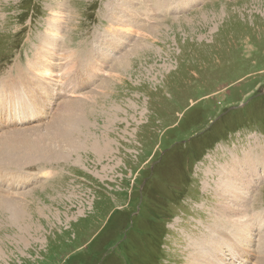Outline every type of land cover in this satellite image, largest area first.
<instances>
[{
	"label": "rangeland",
	"instance_id": "1",
	"mask_svg": "<svg viewBox=\"0 0 264 264\" xmlns=\"http://www.w3.org/2000/svg\"><path fill=\"white\" fill-rule=\"evenodd\" d=\"M156 1L0 0V264H184L245 154L264 264V0Z\"/></svg>",
	"mask_w": 264,
	"mask_h": 264
},
{
	"label": "bare ground",
	"instance_id": "2",
	"mask_svg": "<svg viewBox=\"0 0 264 264\" xmlns=\"http://www.w3.org/2000/svg\"><path fill=\"white\" fill-rule=\"evenodd\" d=\"M127 0H117L116 4L117 6L121 7ZM150 1V0H149ZM119 2L121 3L119 5ZM130 2V1H129ZM183 2V1H182ZM153 3V2H152ZM160 3H164L161 0H158L155 2V4L157 5V8L161 11L162 10V5ZM178 3V2H177ZM134 4V3H133ZM147 5V4H145ZM154 5V4H153ZM113 6V5H112ZM176 6V5H175ZM178 7V6H177ZM156 7L154 6V9ZM156 8V9H157ZM169 8V7H168ZM153 9V10H154ZM133 10V9H132ZM136 12V11H135ZM116 13V12H115ZM111 14V13H110ZM121 15V14H120ZM155 15V14H154ZM56 16V15H55ZM145 16V15H144ZM138 18V17H137ZM112 19V18H111ZM113 19L115 20H120V18L117 15H113ZM135 19H133L134 21ZM145 20H147L145 18ZM149 20V19H148ZM152 20V19H151ZM160 20V19H159ZM126 21V20H125ZM124 21V22H125ZM132 21V22H133ZM135 22V21H134ZM141 22V21H140ZM149 22V21H148ZM114 23V22H113ZM137 23V22H136ZM142 23V22H141ZM155 23V22H154ZM158 23V22H157ZM120 24V23H119ZM126 25V24H125ZM138 25V24H137ZM150 25V24H149ZM147 25V26H149ZM156 25V24H155ZM129 26V25H128ZM54 27V26H53ZM56 28V27H55ZM107 28V27H106ZM151 28V27H149ZM57 30V29H56ZM151 30V29H150ZM57 32V31H56ZM130 32V31H129ZM99 33V32H98ZM149 33V32H148ZM125 34V33H124ZM147 34V33H146ZM52 35V34H51ZM101 34H99L100 36ZM103 35V34H102ZM110 35V34H108ZM126 35V34H125ZM133 35V34H131ZM127 36V35H126ZM142 36V35H141ZM54 37V36H53ZM60 37V36H59ZM98 37V35L96 36ZM127 38V37H126ZM146 38V36H145ZM59 40V39H58ZM116 40V39H115ZM144 42H147L144 41ZM141 43V42H140ZM148 43V42H147ZM56 46L57 43L56 42H50L49 45L50 46ZM139 45V43H137ZM136 45V44H135ZM134 47V45H133ZM41 48V47H40ZM50 49V48H49ZM43 52H46V48L44 47ZM38 51V50H37ZM129 51V50H128ZM40 52V51H39ZM52 52V51H51ZM57 53V52H56ZM70 54V53H69ZM49 55V54H48ZM59 55V54H58ZM72 55V54H71ZM62 56V55H61ZM63 57V56H62ZM31 58V57H30ZM65 58V57H64ZM36 59V57H35ZM51 59V58H50ZM96 59V58H95ZM105 59V58H104ZM32 60V59H31ZM30 60V61H31ZM34 60V59H33ZM39 60V59H38ZM94 60V59H93ZM44 61V60H43ZM72 61V60H71ZM87 61V60H86ZM41 62V61H40ZM40 65H43L42 63H40ZM92 62V61H91ZM32 63V62H31ZM93 63V62H92ZM37 64V63H35ZM45 64V63H44ZM51 64V63H50ZM57 64V63H56ZM62 65V64H59ZM63 66V65H62ZM83 66V65H82ZM47 67V66H46ZM53 67V65H52ZM59 67V66H58ZM17 68V67H16ZM19 68V67H18ZM33 68V66H32ZM35 68V67H34ZM105 68V67H104ZM41 69V68H40ZM45 69V68H44ZM67 69V68H66ZM96 69V68H95ZM15 70V69H14ZM69 70V69H68ZM88 70V69H87ZM93 70V69H92ZM17 71V69H16ZM26 71V70H25ZM24 71V72H25ZM48 71V70H47ZM53 71V70H52ZM73 71V70H72ZM81 71V70H80ZM9 72V71H8ZM46 72V71H45ZM65 72V71H63ZM70 71H66L65 75H67V73ZM11 73V72H10ZM8 73V74H10ZM79 73V72H78ZM12 74V73H11ZM31 74V73H30ZM14 75V74H13ZM26 75V74H25ZM75 74H71V76ZM12 76V75H11ZM15 76V75H14ZM13 76V77H14ZM17 76L16 79H20L25 77L24 73H20L17 72ZM70 76V77H71ZM9 77V76H8ZM30 77V76H29ZM28 77V78H29ZM45 77V75H44ZM34 78V77H33ZM39 78V77H38ZM74 78V77H73ZM72 78V79H73ZM76 78V77H75ZM79 78V77H78ZM15 79V80H16ZM49 80V79H48ZM75 81V80H74ZM4 82L3 80H0V84ZM18 83V81H16ZM15 82V83H16ZM14 83V80H13ZM9 84V83H8ZM5 86V84H2ZM15 85V84H13ZM21 85V84H20ZM99 85V84H97ZM101 86V85H100ZM6 87V86H5ZM97 88V87H96ZM18 89V88H17ZM58 91V90H57ZM98 95V94H97ZM100 95V92H99ZM10 98V97H9ZM23 97L18 96H14L12 100V104L18 105L20 107V112H19V116L16 117L14 116L13 118L16 119V122L14 120H12L13 124H18L23 122L25 119L28 118V120H26L27 122L29 120H31L33 118V114L28 113V112H24L28 111L25 109V104L23 102V104H21V102L23 101L22 99ZM21 100V101H20ZM10 102V100H9ZM68 102V101H67ZM39 103V106L37 105ZM62 103V102H61ZM45 102H40V100L35 101L34 103H32V105L29 106L30 109H34V112H37L39 116H37L36 118H44V113L45 110L43 107H45ZM68 104V103H67ZM57 106V105H56ZM70 106V105H69ZM69 106H65L64 109L66 110L67 107ZM74 106V105H73ZM63 108V106H62ZM70 108V107H69ZM2 109V108H1ZM4 111L3 109L1 110ZM56 111V109H55ZM62 111V110H61ZM57 112V111H56ZM65 113V112H64ZM80 113V112H79ZM24 114H28L27 116H25ZM51 114V113H50ZM58 114V113H57ZM84 114V113H83ZM12 115V114H11ZM14 115H17L14 113ZM61 116V115H60ZM64 116V115H62ZM67 119L70 118L71 116H66ZM84 116H82L83 118ZM63 118V117H62ZM65 118V117H64ZM76 118V117H75ZM80 119V116H79ZM36 120V119H35ZM63 120V119H62ZM72 121V119H71ZM35 122V121H34ZM55 123H59V122H55ZM67 123V122H66ZM135 124V123H133ZM65 125V124H64ZM72 126V127H71ZM46 127V126H45ZM44 127V129H45ZM59 127L62 128V131L68 140H69V135H67V132H69L70 129H73V124L70 123V119H69V124H67L65 127H63V125L59 124ZM71 127V128H70ZM32 129V128H31ZM36 131V130H35ZM57 131V130H56ZM31 133V132H30ZM53 133V132H52ZM41 134V133H40ZM69 134V133H68ZM71 134V132H70ZM33 135V134H31ZM58 136V135H57ZM72 136V135H71ZM35 137V136H34ZM38 138V136H36ZM32 139L31 137H28V139ZM40 138V137H39ZM43 138V137H42ZM6 139V138H5ZM41 139V138H40ZM58 139V138H57ZM60 139V138H59ZM3 140V138H2ZM8 140V139H7ZM10 140V139H9ZM8 140V141H9ZM15 140V139H14ZM17 140V139H16ZM34 140V139H33ZM71 140V139H70ZM6 140H4L5 142ZM26 141V140H25ZM37 142L40 140H36ZM3 142V141H2ZM11 142V140H10ZM70 142V141H69ZM15 143V142H13ZM100 143V142H99ZM9 144V143H7ZM75 145L76 143L74 142H70V145ZM11 145V144H10ZM100 145V144H99ZM16 146V145H15ZM33 146V145H32ZM79 146V145H77ZM45 147V145H44ZM93 149L94 146H92ZM98 147V146H97ZM73 148V147H72ZM114 149V148H113ZM6 151V150H5ZM1 152V151H0ZM23 152V151H22ZM33 152V151H32ZM13 155V154H12ZM29 155V154H27ZM36 155V154H35ZM33 156V155H32ZM248 155L245 154L244 158V162L240 163L239 165V169H241L243 171V173H247L248 169H252L251 168V159L249 160L247 157ZM4 157V156H3ZM10 157V156H9ZM30 157V156H29ZM2 158V157H1ZM20 158V157H19ZM40 158V157H39ZM4 159V158H3ZM11 159V158H10ZM5 160V159H4ZM38 161V160H37ZM249 162L248 165L245 164V162ZM17 162V161H16ZM7 163V162H5ZM15 163V161H14ZM16 164V163H15ZM18 164V163H17ZM254 164V163H253ZM14 165V164H13ZM22 165V164H21ZM20 165V166H21ZM25 165V164H24ZM29 165V164H28ZM255 165V164H254ZM229 167V165H228ZM256 167V166H255ZM255 167L252 171L255 172ZM237 168V167H236ZM22 169V168H21ZM238 169V168H237ZM233 169V166L229 167V169H227V166L225 165L224 167L219 166V170L217 171V178L215 181H218L217 186L215 185V192L216 195L219 196L221 198V200L223 199L224 202L226 201L227 207H225V209L223 210V217L222 218H218L215 217L211 223L209 224V227L207 228L204 224L203 226H200L197 234L198 236H196V238H189L190 240H188V244H186L187 249L189 250V252H187L185 258V263L184 264H245L247 261L246 256H242L247 254L245 250V248L247 246H250L249 243L250 241H252L251 238V234L252 231L256 228L254 227V221L251 222V220H248V218L250 217V215L247 217L246 215H244L245 213H243V209H246V204L248 203V199L250 198H246L248 196V192L246 191V187L250 186V182L248 180L247 177H244L245 175H243L241 173V171H239V169ZM211 172V171H210ZM240 173V174H239ZM212 176L213 174L210 173ZM249 175V174H248ZM247 175V176H248ZM256 176V175H255ZM1 180H2V176H0ZM256 178V177H255ZM4 179V177H3ZM257 179V178H256ZM6 180V177H5ZM4 180V181H5ZM3 181V182H4ZM7 181V180H6ZM207 181V180H206ZM214 181V182H215ZM213 182V181H212ZM5 183V182H4ZM237 183H243V185H238ZM215 184V183H214ZM248 189V187H247ZM250 196V194H249ZM222 200V201H223ZM6 202V201H5ZM8 203V201H7ZM222 204V203H221ZM7 208V207H6ZM236 208V209H235ZM213 209V208H212ZM215 209V208H214ZM238 211H235L237 210ZM248 210V208H247ZM246 210V212H247ZM250 210V209H249ZM248 210V211H249ZM221 212V211H220ZM222 213V212H221ZM249 213V212H248ZM210 214V213H209ZM215 214V213H214ZM218 214V213H217ZM252 216V215H251ZM255 217V216H254ZM209 218V217H208ZM251 219V218H250ZM258 220V219H255ZM257 228L260 229L262 228L261 224H256ZM226 227L229 228V230L226 229ZM206 229V231H204ZM227 230V231H226ZM243 232V233H242ZM245 232V233H244ZM264 234V233H263ZM193 236V235H192ZM195 236V235H194ZM262 236V235H261ZM261 238V237H260ZM257 240V239H256ZM262 240V239H259ZM257 243V242H256ZM185 247V248H186ZM257 248V247H256ZM260 247L258 246V249ZM263 248V247H262ZM187 250V251H188ZM263 253V252H262ZM218 255V256H216ZM249 256V255H247ZM260 256V255H259ZM261 258V257H260ZM257 259V258H256ZM260 262V260H257ZM263 261V260H262ZM259 264V263H258Z\"/></svg>",
	"mask_w": 264,
	"mask_h": 264
}]
</instances>
